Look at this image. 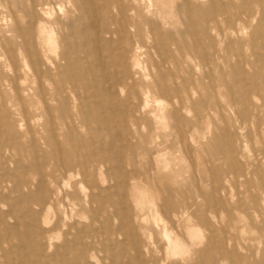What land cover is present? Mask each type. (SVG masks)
I'll list each match as a JSON object with an SVG mask.
<instances>
[{"label":"rangeland","instance_id":"obj_1","mask_svg":"<svg viewBox=\"0 0 264 264\" xmlns=\"http://www.w3.org/2000/svg\"><path fill=\"white\" fill-rule=\"evenodd\" d=\"M39 1L41 9H36V18L44 17L43 10L50 11L52 27L57 30L55 21L60 18L62 31L73 33L70 41L90 49L85 62L78 46L74 73L78 82L84 79L89 87L72 95L75 99L68 104L70 115L63 114L62 98L52 99L50 81L44 90L42 81L38 90V82L29 71L25 79L21 76L16 82L17 91L5 77L0 61V218L7 224L2 233L15 236L7 256L15 264H63V259L72 264L77 252L79 264H150L158 246L156 231L169 223L164 211L154 220V211L146 209L145 219L138 221L128 214L129 206L119 205V200L124 204L130 201L136 182L150 191L156 203L162 202L166 185L188 196L178 209L187 217L178 218L177 224L181 234L187 224L199 229L201 238L190 240L182 235L185 242L193 244L189 255L183 260L175 256L173 261L205 264L199 250L211 248L214 242L207 238L206 222L209 220L217 230L221 227L213 217L216 208L206 199L212 196L225 202L229 223L237 205L241 214L249 216L250 220L240 221L231 232L245 244L238 252L250 255L249 263L262 264L264 192L257 186L250 192L233 188L226 171L235 162L247 170H264V0H223L230 18L219 17L216 22L203 21L192 7L190 16L167 17L160 11L159 0H135L139 13L153 23L141 24L135 33L126 28L118 35L103 34L100 48L92 38L91 18L80 16L76 10L79 1ZM180 1L172 0V6ZM191 1L198 6L207 3ZM27 6V0H0V33L13 23L8 8ZM190 17L199 28L190 29ZM29 19L33 20L18 16L22 25ZM154 36H158L157 46ZM98 49L103 56L99 63L95 58ZM134 51L138 65L132 67L129 56ZM17 61L21 65V59ZM126 72L132 80L127 79ZM43 95L56 125L63 127L55 130L56 140L67 154L71 149L68 137L75 136L78 159H104L90 167L93 175L83 182L81 196L92 195L105 205L108 201L118 204L116 211L110 206L102 208L101 222L95 223L99 234L89 244L69 240L68 250L56 226L62 207L52 205L46 228L43 204L29 205V197L24 195L27 187L22 189L23 195L12 187L17 180L29 181L41 165L47 191L53 188L47 173L58 149L46 128ZM113 159H123V163L117 165ZM154 159L162 161L158 170ZM147 168L150 174L145 176ZM32 178L29 188L43 193V187L37 189L36 176ZM249 179L258 183L259 179L264 181V175ZM74 210L76 221L88 222L92 212L86 204L79 202ZM126 216L128 219L123 218ZM212 254L217 255L216 251ZM235 259L236 254H232L231 260L223 263L231 264Z\"/></svg>","mask_w":264,"mask_h":264},{"label":"bare ground","instance_id":"obj_2","mask_svg":"<svg viewBox=\"0 0 264 264\" xmlns=\"http://www.w3.org/2000/svg\"><path fill=\"white\" fill-rule=\"evenodd\" d=\"M77 1L80 2V5H78L76 9L80 12V16L91 18L90 26L93 29L92 38L98 48H100V44L102 43L103 34L107 36L118 35L121 31H126V28H129V30L135 33L140 30L141 24L149 25L153 23L151 19L139 13V8L135 0ZM159 2L161 4L160 11L167 17L173 14H185L190 16L189 10L192 7L199 12L198 15L205 22H216L219 17L223 20H229L230 18V10L223 0H207V3L202 6L195 5L191 0H181L175 7L172 6V0H159ZM27 4V8H8V17L13 23L7 27L5 32L0 33V61L3 64L5 77L11 80L15 85V89L17 88V91L18 87L16 86V82L19 81L21 76H24L25 79L29 71L38 82V90H40L42 86V81L43 90L44 85L50 81L54 90L52 99L55 100V96H60L62 98L60 101L62 107L65 108L63 114L67 113L70 115L68 104L71 99H75L72 95H76V93L81 90L86 92L89 87L86 80L79 79L81 82H78L75 78V65L78 63L75 57V51L78 46H80L84 54L85 62H88L87 57L91 54L90 49H86L78 41V44L70 41V38L73 37V33L72 31H62V22L59 20L60 18H56L55 21L57 30L52 27L49 21V18H51L50 11L43 10L44 17L36 18V9H38V7L41 9L39 0H27ZM20 14L29 18L32 17L33 20L29 19L26 21L27 23L22 25L18 21V16ZM140 17L141 20H139ZM188 19L191 30H195L197 27L199 28L200 24H195L192 17ZM107 41H110V39ZM153 41L157 46L159 43L158 36H154ZM102 57V53L98 49L95 54L98 63L99 60L102 61ZM137 57L136 51L131 52L129 64L132 67L138 65ZM19 58L21 59V65H19L17 61ZM126 74L128 75L127 79L132 80L128 72H126ZM123 75H125V72H122V76ZM79 83L83 84L80 86ZM43 100L45 101L44 105L47 114L46 128L49 130V138L54 141L58 149L57 159H54L53 166L49 173H47L53 188H48L47 191L45 181L46 175L43 174L41 165L37 168L32 177L36 176L35 184L38 187L37 189L43 187V193L37 192L36 194V192H33L29 188L28 183L34 179L32 177H30L29 181L28 179H24V181L17 180V182L13 183L12 187L22 195V189L27 187V193L24 195L29 197V205L36 204L42 206L43 204L42 223L46 228L49 227L48 224L51 222L49 220V215L52 205L58 203L62 207V212L58 214L56 220V226L60 227V235L64 239L63 242H65L63 244L64 249L68 250L70 248L69 240L73 243L82 240V243L89 244L90 239L97 236V231H99L95 228V223L101 222L99 213H101L102 208L110 206L116 211L118 204L114 201H108V204L105 205L102 202L99 203V201H96L92 195L88 196L84 194L81 196L83 182L90 181L89 179H91L93 175L89 171L90 167L98 162H103L104 159H78L77 155L79 148L75 145V139H77L75 136L68 137L71 149L70 153L67 154V151L62 148V144L56 140L55 130L63 127H58L56 125L55 116L51 112V108L47 100H45L44 95ZM113 162L117 165H121L123 159H113ZM161 164L162 161L160 159H154L155 169L158 170ZM62 168L68 171L61 172ZM71 169H75V173L71 172ZM148 169L149 168L143 171L145 176L150 174ZM247 169L242 167L239 163H232L231 168L226 171V174H230L229 178H231V180L228 179L227 182H231L232 187L235 189L243 187L245 191L250 192L252 187L257 186L258 189L264 192V181H260L259 179V182L255 183L253 179H249L264 175V170ZM26 175H29L28 172ZM72 179L79 180L71 183ZM142 187L143 186H140L136 182L133 183L130 201L124 204L122 200H119L118 203L123 208L129 206L128 214L133 217L134 220L138 221H143L145 219L144 211L146 209H152L154 211V220L157 218L159 212L164 211L169 225L163 224L161 228L156 231L158 235V246L155 249V255L152 257L150 264H178V262L173 261L172 258L177 256L180 260H183L185 256L189 255L191 245L193 244L192 242H185L182 235H186L190 240L201 238L199 229L187 224L184 233L181 234L177 224L178 218L185 219L187 217L183 210L178 209L186 204L188 196L166 185L163 189L166 194L164 198H162V202L156 203L150 191ZM174 198H177V201H175ZM206 199L216 208L217 212L213 217L220 221L221 227L217 230L209 220L206 222L207 238L213 239L214 242L211 248L203 247L199 250L201 260L205 264H224L223 262L231 260L232 254H236V259L234 262H231V264H253L248 262L250 255L238 252L239 248L244 249L245 244L241 243L237 234L231 232V230L234 231L237 229V225L240 221L247 222L250 220L249 216L241 214L240 205H237L233 207L234 217L229 223L227 218L228 210L224 205L225 202L217 201L212 196H208ZM79 202L86 204L92 212L86 223H79L74 218L76 215L74 209ZM239 202L240 201H238V203ZM11 217L13 216L11 215ZM123 218L128 219L127 216ZM123 218H121L122 221ZM15 220L17 223V218H15ZM5 225H7L6 221L0 218V264H15L14 259H10L7 256V252L9 253L12 251L11 241L15 236L11 233H2V229L7 227ZM47 230L49 231V229ZM241 231H243V229H241ZM51 239L50 237L49 240L51 241ZM229 245L232 247V251H229ZM51 246L52 243L49 242V247L51 248ZM37 250L40 249L38 248ZM213 251H216V257H213ZM73 254L75 257L77 256V260L72 262V264H79V253L74 252ZM63 261V264H71L70 261L66 262L64 259ZM261 263L264 264V259L261 260Z\"/></svg>","mask_w":264,"mask_h":264}]
</instances>
